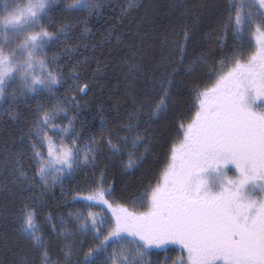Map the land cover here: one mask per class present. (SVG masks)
I'll list each match as a JSON object with an SVG mask.
<instances>
[{
    "label": "snow or ice",
    "instance_id": "snow-or-ice-1",
    "mask_svg": "<svg viewBox=\"0 0 264 264\" xmlns=\"http://www.w3.org/2000/svg\"><path fill=\"white\" fill-rule=\"evenodd\" d=\"M170 244L264 264V0H3L0 264Z\"/></svg>",
    "mask_w": 264,
    "mask_h": 264
},
{
    "label": "rangeland",
    "instance_id": "rangeland-1",
    "mask_svg": "<svg viewBox=\"0 0 264 264\" xmlns=\"http://www.w3.org/2000/svg\"><path fill=\"white\" fill-rule=\"evenodd\" d=\"M3 7V3H0V8ZM231 166V165H229ZM228 178H233L236 175V170L234 167L228 168L226 169ZM224 175L223 173L221 175H218L217 177H210V179H208V186L210 188V190L212 192H218L221 190L222 187V183H224ZM139 211H144V209H140ZM174 251L175 255L172 256H168L165 258L163 264H165V261L167 260V264H173V262H175V264H180V260L181 258L184 260V256L183 253L185 255V250L181 251V246L180 245H174V244H170L167 246V251H170L169 254H171V251ZM176 250V253H175ZM161 251H163V249H161ZM160 252V251H159ZM186 261V260H185Z\"/></svg>",
    "mask_w": 264,
    "mask_h": 264
},
{
    "label": "trees",
    "instance_id": "trees-1",
    "mask_svg": "<svg viewBox=\"0 0 264 264\" xmlns=\"http://www.w3.org/2000/svg\"><path fill=\"white\" fill-rule=\"evenodd\" d=\"M22 2H25L26 3L27 0H22ZM0 3H3V0H0ZM189 108H191V105L190 104H186L184 107L181 108L180 111H178L175 114V117H176V121L177 122L180 121V118L181 117H187ZM184 122L185 123H188V122H190V120L189 119H186ZM156 155H162V153L161 152H157ZM148 167H151L153 169V171L146 178L149 179V180H153V182H155L154 181V177L156 176V169L158 167H162V165L161 166H158L156 164V162H155V155L151 158ZM138 210H140V209H138ZM169 253H170V251H167V250L166 251L165 250L160 251L157 255L151 256V260L154 261V262H157L158 261L159 264H163V262H164L165 258L167 257V255L168 256L175 255L173 250L171 251V254H169ZM175 253H176V250H175ZM183 256H184V261H185L186 260V255H184V253H183Z\"/></svg>",
    "mask_w": 264,
    "mask_h": 264
},
{
    "label": "flooded vegetation",
    "instance_id": "flooded-vegetation-1",
    "mask_svg": "<svg viewBox=\"0 0 264 264\" xmlns=\"http://www.w3.org/2000/svg\"><path fill=\"white\" fill-rule=\"evenodd\" d=\"M231 167H234V166H232V165L228 166V168H231ZM221 174L222 173H217V172H213L210 170L209 172L204 173L203 175L206 176L208 179H210V177H217L218 175H221ZM236 175H237V173H236ZM249 187H251V186H249ZM185 252H186V250H185ZM185 255H186V261H187V252L185 253Z\"/></svg>",
    "mask_w": 264,
    "mask_h": 264
}]
</instances>
